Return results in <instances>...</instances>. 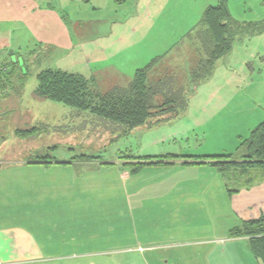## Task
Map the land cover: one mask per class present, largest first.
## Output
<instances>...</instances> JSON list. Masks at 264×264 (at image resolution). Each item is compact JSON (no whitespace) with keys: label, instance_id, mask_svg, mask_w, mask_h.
<instances>
[{"label":"rangeland","instance_id":"rangeland-1","mask_svg":"<svg viewBox=\"0 0 264 264\" xmlns=\"http://www.w3.org/2000/svg\"><path fill=\"white\" fill-rule=\"evenodd\" d=\"M74 4L78 5L76 12L65 18L68 30L76 32L80 41L101 35H110L111 40L106 46L102 39H97L95 42L103 44H97L101 45L100 50L95 51L79 48L73 54L47 53L37 48L32 52L37 34L30 35L25 27L12 28L15 35L10 52L0 53V80L6 89L1 93L0 88V165L27 161L37 155L74 163L77 162L72 160L80 156L90 157L89 163H77L79 169L75 171L80 181L95 184L96 199L85 205L93 215L94 223L90 227L93 236L88 235L89 240L85 243L93 244L95 248L111 249L152 246L157 249L154 254L161 256L164 254L162 246L178 242L163 232L154 235L147 232L152 218L159 217L162 211H156L151 201H143V206L136 209L127 198L123 199L125 187L127 192L132 191L151 173L143 169L133 176L122 164L132 162L127 155L146 158L234 154L239 143L237 136H246V125L240 119V113L228 114V109L241 112L248 102L256 103L263 110L259 121L264 118V32L236 37L231 51L215 63L211 76L193 90L191 86L187 87V107L176 117L139 127L127 136L113 132L108 133L107 138H92L93 120L89 115L60 104L62 109L53 114L57 119L52 121H48V107L35 108V123L31 128H36L31 130L30 137L20 136L17 131H29L30 128L20 118L11 115L9 100L28 102L35 99L36 75L47 68L87 78L92 75L105 77V72L96 73L95 67L88 63L95 52L102 58L121 59L119 65L124 73L115 79L111 77L105 84L98 79L102 93L116 86H127L135 70L156 57H160V61L153 69L150 82L158 79L165 70L168 72L170 67L169 71L185 82L191 69L190 60L196 56L198 47L196 26L205 8L216 5V0H91V4L84 1ZM227 6L232 19L239 24L264 23V0H227ZM74 15L78 19H74ZM16 36L20 37L18 41ZM17 42L24 43L21 51L14 50ZM210 100H220L221 105H232L233 108L224 107L222 112L212 110L213 121L209 123V118L201 117V114L202 103ZM236 102L246 105L234 108ZM234 135L237 136L233 138ZM126 172L128 179L125 183ZM230 173L224 175L227 180H231ZM102 190L108 191L104 194L109 199L97 198L103 195ZM75 206L78 211H83L81 205ZM138 215L143 217L139 224L136 223ZM127 257L138 258L134 253L118 258Z\"/></svg>","mask_w":264,"mask_h":264},{"label":"crops","instance_id":"crops-1","mask_svg":"<svg viewBox=\"0 0 264 264\" xmlns=\"http://www.w3.org/2000/svg\"><path fill=\"white\" fill-rule=\"evenodd\" d=\"M82 1L91 4V0H0V53L10 52L15 35L12 28L19 27L28 29L32 36L37 34L34 37L38 44L35 43L32 52L37 48L47 53L71 54L79 48L100 50L101 45L97 44L103 43L95 42L97 39L108 46L110 35L80 41L76 32L68 30L67 16L76 12L78 5L74 2ZM74 19L78 16L74 15ZM21 44L24 43L17 42L14 50H20ZM109 59L95 52L88 61L96 73H106L103 78L88 77L95 80L101 93L98 79L105 84L111 77L124 74L119 65L121 59ZM190 61L192 68L195 56ZM4 88L1 93L6 91ZM9 101L11 115L20 118L30 129L35 123V108L48 107V121L56 120L53 114L62 109L59 103L48 100ZM213 101L202 103L201 117H208L209 123L213 121L212 110L222 112L224 107L233 108L221 105L220 100ZM244 105L236 102L234 108ZM262 111L258 104L250 102L241 112L228 109V114L240 113L246 125V136H233L239 139L238 145L262 122L259 121ZM52 158L54 161L49 165L22 161L0 165V264H260L250 252L248 238H230L229 232L243 222L264 217V178L251 174L247 178L231 176L227 180L223 173L208 165L145 168L151 174L132 191L127 192L125 187L123 199L127 198L136 209L143 206V201H151L156 211H162L159 217L152 218L147 232L150 235L163 232L178 242L162 246L164 254L158 256L152 246L111 249L85 243L88 235L93 236L90 230L93 215L85 205L96 199L95 184L79 180L75 173L79 164ZM123 179L126 183L127 172ZM102 191L103 195L97 198L109 199L104 194L108 191ZM75 204L81 205L83 211H78ZM141 218L136 217L137 224ZM129 253L138 258H118ZM96 257L100 258L95 260Z\"/></svg>","mask_w":264,"mask_h":264},{"label":"trees","instance_id":"trees-1","mask_svg":"<svg viewBox=\"0 0 264 264\" xmlns=\"http://www.w3.org/2000/svg\"><path fill=\"white\" fill-rule=\"evenodd\" d=\"M196 30L195 40L198 47L195 51L194 65L185 82L179 81L169 69L158 79L150 82L153 69L160 61V57H156L144 67L136 69L127 86H116L106 93L97 90L93 78L45 69L36 75L37 85L33 97L56 102L78 113L89 115L93 120L92 138H107V134L113 132L127 136L139 127L158 124L176 117L187 107L189 93L187 87L191 86L193 90L208 79L215 63L231 51L235 38L263 33L264 23L239 24L230 16L227 0H216V5L205 8ZM4 85L0 80L1 89ZM34 129L24 130V134L17 131L16 134L30 137L31 130ZM26 132H29V135H25ZM127 158L132 162H125L122 166L127 167L133 176L150 166L167 167L180 164L208 165L224 175L231 172L230 175L236 179L247 178L251 174L264 178V118L251 130L247 139L240 141L231 155L203 157L166 155L146 158L127 155ZM90 159L87 156H80L72 161L89 163ZM53 161L48 155H37L23 162L49 165ZM229 237L248 238L250 252L260 264H264V217L243 222L241 226L229 232Z\"/></svg>","mask_w":264,"mask_h":264}]
</instances>
